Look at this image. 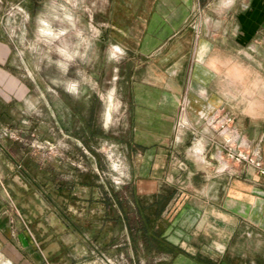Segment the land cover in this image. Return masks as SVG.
Listing matches in <instances>:
<instances>
[{
  "label": "crops",
  "instance_id": "0c3cea01",
  "mask_svg": "<svg viewBox=\"0 0 264 264\" xmlns=\"http://www.w3.org/2000/svg\"><path fill=\"white\" fill-rule=\"evenodd\" d=\"M225 2L217 13L200 12V0L111 2L109 37L130 63L136 168L133 216L116 205L113 219L98 229L120 228L126 245L139 241L149 256L160 255L154 264H264V175L242 162H223L222 135L204 118L216 110L233 116L243 145L264 162V0ZM9 56L0 23V72ZM189 175L207 182L204 206L195 204L199 190L182 202ZM21 209L2 205L0 187V264L79 261L75 249L84 236L65 210L57 221L27 222ZM202 212L212 214L205 254L194 231Z\"/></svg>",
  "mask_w": 264,
  "mask_h": 264
},
{
  "label": "rangeland",
  "instance_id": "374dc122",
  "mask_svg": "<svg viewBox=\"0 0 264 264\" xmlns=\"http://www.w3.org/2000/svg\"><path fill=\"white\" fill-rule=\"evenodd\" d=\"M225 1L200 0V12H221ZM111 2L2 0V41L10 49L0 72L2 205L13 212L22 207L27 222L57 221L65 210L84 236L76 264H154L160 255L149 256L139 241L126 245L120 228L98 229L113 219L116 205L133 216L129 189L136 168L129 143L130 63L109 37ZM60 29L66 33L48 34ZM183 185L182 202L199 190L195 204L205 205L206 180L193 182L189 175ZM211 216L200 213L194 225L204 254ZM111 232L116 239H109Z\"/></svg>",
  "mask_w": 264,
  "mask_h": 264
},
{
  "label": "built area",
  "instance_id": "2783aa9c",
  "mask_svg": "<svg viewBox=\"0 0 264 264\" xmlns=\"http://www.w3.org/2000/svg\"><path fill=\"white\" fill-rule=\"evenodd\" d=\"M204 118L212 128L222 135L219 158L223 162H242L254 167L260 174L264 175V162L255 152L243 145L234 125L233 116L223 110H216L205 115ZM185 123L187 122H183V124Z\"/></svg>",
  "mask_w": 264,
  "mask_h": 264
},
{
  "label": "bare ground",
  "instance_id": "6f19581e",
  "mask_svg": "<svg viewBox=\"0 0 264 264\" xmlns=\"http://www.w3.org/2000/svg\"><path fill=\"white\" fill-rule=\"evenodd\" d=\"M47 30H48V28H47ZM65 33H66L65 29L61 30V31H57V32H55L54 30L53 31H48V34L52 35L53 38H57V37H59L61 35H64ZM116 47H118V46H116ZM116 51H117V48L115 49V53L114 54H116ZM113 105H114V95H113V93H110L107 96V109H106V121L107 122H109L110 119H111Z\"/></svg>",
  "mask_w": 264,
  "mask_h": 264
}]
</instances>
